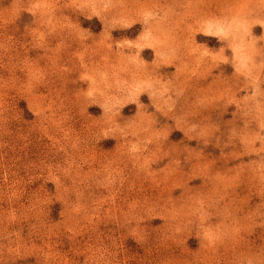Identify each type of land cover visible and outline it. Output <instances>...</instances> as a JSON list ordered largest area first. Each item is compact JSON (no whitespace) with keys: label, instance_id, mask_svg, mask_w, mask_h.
Wrapping results in <instances>:
<instances>
[{"label":"rangeland","instance_id":"374dc122","mask_svg":"<svg viewBox=\"0 0 264 264\" xmlns=\"http://www.w3.org/2000/svg\"><path fill=\"white\" fill-rule=\"evenodd\" d=\"M0 264H264V0H0Z\"/></svg>","mask_w":264,"mask_h":264}]
</instances>
